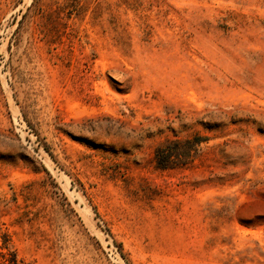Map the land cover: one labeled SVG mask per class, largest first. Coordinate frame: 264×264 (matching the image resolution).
Returning <instances> with one entry per match:
<instances>
[{
    "label": "rangeland",
    "instance_id": "1",
    "mask_svg": "<svg viewBox=\"0 0 264 264\" xmlns=\"http://www.w3.org/2000/svg\"><path fill=\"white\" fill-rule=\"evenodd\" d=\"M4 233L23 264H264V0H0Z\"/></svg>",
    "mask_w": 264,
    "mask_h": 264
},
{
    "label": "trees",
    "instance_id": "2",
    "mask_svg": "<svg viewBox=\"0 0 264 264\" xmlns=\"http://www.w3.org/2000/svg\"><path fill=\"white\" fill-rule=\"evenodd\" d=\"M203 141L202 137L195 136L190 139H168L155 150V159L158 167L162 169L182 167L191 163L198 150L197 144ZM0 264H23L16 249L10 243L8 233L2 235L0 244Z\"/></svg>",
    "mask_w": 264,
    "mask_h": 264
}]
</instances>
